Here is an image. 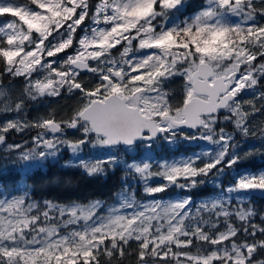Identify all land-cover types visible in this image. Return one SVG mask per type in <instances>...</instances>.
<instances>
[{
    "label": "snow or ice",
    "instance_id": "obj_1",
    "mask_svg": "<svg viewBox=\"0 0 264 264\" xmlns=\"http://www.w3.org/2000/svg\"><path fill=\"white\" fill-rule=\"evenodd\" d=\"M188 7L0 0V145L25 179L65 150L71 158L61 167L90 178L123 170L113 203L41 205L28 183L22 195L0 199V264H264V209L252 203L264 194V170H238L264 155V121L251 119L264 112V0ZM82 73L96 79L85 84ZM65 96L77 101L67 112L28 118L30 104ZM33 129L30 147L7 142ZM250 138L261 147L241 151ZM181 141L212 147L153 164L154 145ZM88 148L111 155L85 158ZM140 148L149 154L137 162L128 154ZM208 184L214 195L195 204L191 193ZM173 190L182 197L157 198Z\"/></svg>",
    "mask_w": 264,
    "mask_h": 264
},
{
    "label": "trees",
    "instance_id": "obj_2",
    "mask_svg": "<svg viewBox=\"0 0 264 264\" xmlns=\"http://www.w3.org/2000/svg\"><path fill=\"white\" fill-rule=\"evenodd\" d=\"M202 0H190L191 7L187 8V14H191L200 4ZM3 19V18H0ZM115 53L116 50H113ZM85 84L91 85L96 79L92 74H82ZM7 83V80H5ZM13 83L20 85L21 81L13 80ZM171 88L174 89L177 98L180 95L181 85L179 83H172ZM63 99H67L62 101ZM59 102L55 105L62 103L63 105L73 106L76 104V98L74 96H65L62 99H57ZM61 104V105H62ZM70 104V105H69ZM56 113L60 114L61 111L57 110ZM255 124H259L264 121V112L256 113L252 118ZM231 130V126H229ZM249 142V143H248ZM156 144L155 158L159 161L171 160L179 155H189L194 151L196 147L192 145L178 143L177 147L171 148L163 142ZM261 140L259 138H250L242 144L241 151L252 148L253 146L261 147ZM2 151H0V164ZM65 158V157H63ZM59 157V162L56 160H50L45 162V167L34 168L31 173L25 174L21 171V165L19 163L7 164L5 167L0 165V198H9L11 195H22L24 192L23 184L28 183L30 186L31 199L43 203L45 200H51L60 204H67L72 201L86 202L91 199H102L107 203H113V194L119 189L122 178L123 170L117 169L110 172L107 177H88L81 173L79 170L64 169L61 167L62 159ZM238 170H250L258 172L264 170V155L256 154L251 159L244 161L238 166ZM230 173L225 176V183L231 182L233 175ZM66 178H71L72 183L67 185L63 183ZM56 182H53V181ZM133 185H136L135 190L138 192V199L151 200V198H145L143 191L138 186V182L131 181ZM183 194L178 190H173L170 193L159 194L157 198H163V200H170L176 197H182ZM193 200L208 199L214 195V191L211 185H205L202 188H198L191 193ZM252 203L257 210L264 209V196L261 198L252 196Z\"/></svg>",
    "mask_w": 264,
    "mask_h": 264
},
{
    "label": "rangeland",
    "instance_id": "obj_3",
    "mask_svg": "<svg viewBox=\"0 0 264 264\" xmlns=\"http://www.w3.org/2000/svg\"><path fill=\"white\" fill-rule=\"evenodd\" d=\"M259 22L260 23H264V18H259ZM16 80L21 81L20 79H16ZM175 82L179 83L181 85L182 84V79L177 78V80ZM12 84L15 86V90L17 92L19 91V89L22 86L21 84L18 85V84L13 83V81H12ZM243 98L244 99H250L251 98V93H245L243 95ZM64 100H67V99H63L60 102H63ZM56 101L57 100H53V99L49 98L43 103L30 104L29 108H28V118L29 119H33V118H36L38 116L46 115L50 110H53L55 112L57 110H60L61 111L60 114H63L65 112H67L72 107V106L70 107V106H67V105H63L62 103H60L58 105H55V104L59 103V102H56ZM3 119H5V117L0 116V121H2ZM34 135H36V130H34V129L26 131L24 133H14L13 132V133H10L8 135V141L7 142L10 143V144H21L22 146L27 148V147L31 146V138ZM181 142L183 144L192 145L193 147H196L193 152H201L203 150H208V149H210L212 147L211 145H208L206 142H198V143H187V142H183V141H181ZM159 145L160 144L158 143V147H159ZM177 145H167V146H169L171 148H175V147H177ZM155 150H156V146L154 145L153 149L151 150L152 162H153L154 165L156 163L162 162V161H159V160H157L155 158V156H154V154L156 153ZM0 151H2L1 157H3V159H1V164H0L1 167H5L7 164L17 163L14 158L9 156L8 150L4 146L0 147ZM193 152L190 153L189 155H192ZM148 154H149V150L144 149V148H140V149H138V150H136L134 152L129 153L128 155L135 157L137 162H139L140 160L146 158L148 156ZM109 155H111V153L108 150H106V149H90V148H88V149L85 150V153H84L85 158H102V157L106 158ZM182 156H188V155H179V156H176L175 158H171V160L172 159H179ZM60 157L61 158L65 157V158L62 159V163H63L64 161L69 160L71 158V155H70V153L68 151L65 150V151H63L61 153ZM129 162H131V161H129ZM135 182H137V181H135ZM209 185H211V184H209ZM133 186H134V188H136V185H133ZM137 187H139L141 189V191H142V186L139 183H138ZM180 198L181 197H176V198H173V199H170V200H175V199H180ZM211 198L212 197H210L208 199H211ZM0 199H5V198H0ZM202 200H207V199L196 200L194 202H195V204H199ZM143 201L145 203H147L150 200H148V201L147 200H143ZM164 201H168V200H164ZM40 204L43 205V203H40ZM194 211H195V208H193V212ZM62 231H65V230L62 229Z\"/></svg>",
    "mask_w": 264,
    "mask_h": 264
},
{
    "label": "water",
    "instance_id": "obj_4",
    "mask_svg": "<svg viewBox=\"0 0 264 264\" xmlns=\"http://www.w3.org/2000/svg\"><path fill=\"white\" fill-rule=\"evenodd\" d=\"M82 74H85V73H82ZM2 145H0V147H1ZM264 196V194H261V193H255V194H253V197H258V198H261V197H263Z\"/></svg>",
    "mask_w": 264,
    "mask_h": 264
}]
</instances>
